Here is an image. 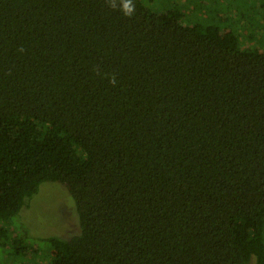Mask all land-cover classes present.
<instances>
[{
	"label": "trees",
	"instance_id": "1",
	"mask_svg": "<svg viewBox=\"0 0 264 264\" xmlns=\"http://www.w3.org/2000/svg\"><path fill=\"white\" fill-rule=\"evenodd\" d=\"M151 1L0 0V264H264V47ZM47 182L78 230L35 261Z\"/></svg>",
	"mask_w": 264,
	"mask_h": 264
},
{
	"label": "rangeland",
	"instance_id": "2",
	"mask_svg": "<svg viewBox=\"0 0 264 264\" xmlns=\"http://www.w3.org/2000/svg\"><path fill=\"white\" fill-rule=\"evenodd\" d=\"M152 0L146 2L154 10L162 11L170 6L182 9L183 23L193 22L197 18L202 19L208 14L212 16V22L218 21L224 24V19L217 20V15L238 20L236 33L239 36L240 45L249 43L248 33L252 35L251 44H260L264 47V19L257 13V9L249 0ZM250 4H249V3ZM214 4L217 11H215ZM219 9V10H218ZM243 14V17L239 15ZM235 23V22H232ZM77 210L73 198L66 189L54 182L42 183L35 195L26 199L19 212L12 218V225H22L29 232L27 243L38 250L36 253L27 254L26 258L35 261L43 260L47 242L45 238L50 235L67 236L77 232ZM76 229L75 232H73ZM66 234V235H65ZM2 264H11L5 260Z\"/></svg>",
	"mask_w": 264,
	"mask_h": 264
},
{
	"label": "clouds",
	"instance_id": "3",
	"mask_svg": "<svg viewBox=\"0 0 264 264\" xmlns=\"http://www.w3.org/2000/svg\"><path fill=\"white\" fill-rule=\"evenodd\" d=\"M109 6L129 17L134 14L136 9L134 0H109Z\"/></svg>",
	"mask_w": 264,
	"mask_h": 264
}]
</instances>
